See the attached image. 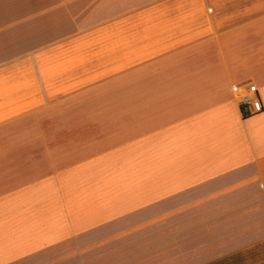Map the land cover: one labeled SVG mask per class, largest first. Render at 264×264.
I'll return each mask as SVG.
<instances>
[{
	"label": "crops",
	"instance_id": "0c3cea01",
	"mask_svg": "<svg viewBox=\"0 0 264 264\" xmlns=\"http://www.w3.org/2000/svg\"><path fill=\"white\" fill-rule=\"evenodd\" d=\"M0 264H264V0H0Z\"/></svg>",
	"mask_w": 264,
	"mask_h": 264
},
{
	"label": "built area",
	"instance_id": "2783aa9c",
	"mask_svg": "<svg viewBox=\"0 0 264 264\" xmlns=\"http://www.w3.org/2000/svg\"><path fill=\"white\" fill-rule=\"evenodd\" d=\"M232 92L235 100L237 101L240 107L241 114L244 118L255 115L258 112L253 109V106L255 104L259 105L260 107L258 89L254 84H235L232 87Z\"/></svg>",
	"mask_w": 264,
	"mask_h": 264
}]
</instances>
